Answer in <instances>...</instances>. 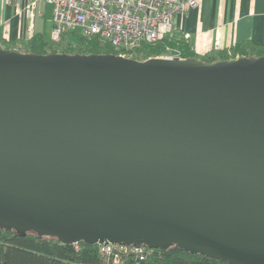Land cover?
I'll return each mask as SVG.
<instances>
[{
    "label": "water",
    "instance_id": "95a60500",
    "mask_svg": "<svg viewBox=\"0 0 264 264\" xmlns=\"http://www.w3.org/2000/svg\"><path fill=\"white\" fill-rule=\"evenodd\" d=\"M0 227L264 264V55L0 48Z\"/></svg>",
    "mask_w": 264,
    "mask_h": 264
},
{
    "label": "trees",
    "instance_id": "16d2710c",
    "mask_svg": "<svg viewBox=\"0 0 264 264\" xmlns=\"http://www.w3.org/2000/svg\"><path fill=\"white\" fill-rule=\"evenodd\" d=\"M0 43L2 39L0 37ZM54 47L50 40L42 33H34L21 51L47 54V53H111L120 55L129 54L130 58L144 60L149 57L161 56L166 48L175 49L182 58H196L206 62L220 59L234 58L236 56L264 55V45L246 43L233 50L210 52L197 56L191 51L190 44L183 37L180 30L173 31L171 35L163 36L154 42L141 43L130 49H115L107 41L97 35H83L78 31H66ZM1 48V47H0ZM152 253L140 264H232L228 260L208 256L199 251L180 248L169 244L166 248H152L144 243ZM0 264H110L102 258L97 251V243L80 240L76 243L65 244L58 238L49 235H38L29 231L24 235L14 229L0 227Z\"/></svg>",
    "mask_w": 264,
    "mask_h": 264
},
{
    "label": "built area",
    "instance_id": "2783aa9c",
    "mask_svg": "<svg viewBox=\"0 0 264 264\" xmlns=\"http://www.w3.org/2000/svg\"><path fill=\"white\" fill-rule=\"evenodd\" d=\"M22 5L26 18L35 15L37 3L43 1L52 8V28L49 40L58 43L66 31L97 35L115 49H130L141 43L154 42L179 30L173 22L176 15L186 16L197 6L196 0H14ZM22 3V4H20ZM181 31V30H180ZM185 39L190 33L181 31ZM32 34V26L27 30ZM160 57H180L171 48ZM99 255L110 264H140L152 249L141 244L111 241L97 243Z\"/></svg>",
    "mask_w": 264,
    "mask_h": 264
},
{
    "label": "crops",
    "instance_id": "0c3cea01",
    "mask_svg": "<svg viewBox=\"0 0 264 264\" xmlns=\"http://www.w3.org/2000/svg\"><path fill=\"white\" fill-rule=\"evenodd\" d=\"M196 1L197 6L186 16L173 18L177 29L190 33L188 42L195 55L233 50L246 43L264 45V0ZM52 25V8L43 1L37 3L35 15L28 19L22 5L14 0H0V37L2 43L10 46L8 49L21 51L14 45L23 46L34 33L49 39Z\"/></svg>",
    "mask_w": 264,
    "mask_h": 264
},
{
    "label": "rangeland",
    "instance_id": "374dc122",
    "mask_svg": "<svg viewBox=\"0 0 264 264\" xmlns=\"http://www.w3.org/2000/svg\"><path fill=\"white\" fill-rule=\"evenodd\" d=\"M51 44H52L54 47H57V45H56L57 43H52V42H51ZM14 46H15V48H20V49L22 48V47H21L20 45H18V44H17V45H14ZM0 47H1V48H4V49H8L10 46H8V45H6V44H4V43H0ZM124 51H125V50H124ZM120 55H124L125 57L130 58V57H129L130 55H129V54L127 55L126 53H125V54L122 53V54H120Z\"/></svg>",
    "mask_w": 264,
    "mask_h": 264
}]
</instances>
